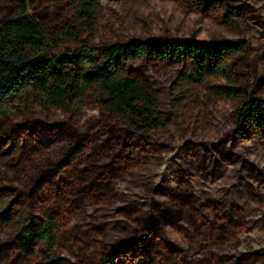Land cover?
<instances>
[{"label":"trees","instance_id":"16d2710c","mask_svg":"<svg viewBox=\"0 0 264 264\" xmlns=\"http://www.w3.org/2000/svg\"><path fill=\"white\" fill-rule=\"evenodd\" d=\"M101 1L0 0V170L12 177L0 175V229L13 231L0 243V264H81L52 251L64 237L69 207L109 197L112 190L99 195V187L141 170L160 134L174 129L184 138L205 96L231 106L235 150L264 147V84L252 80L247 41L152 38L97 44ZM196 1L205 12L219 8L225 25L246 23L245 11L224 0ZM46 5L66 8L71 16L45 13ZM163 76L172 78L167 114L156 89ZM89 104L102 117L81 133L73 123ZM37 108L58 112L63 123L25 121ZM15 117L21 120L13 124ZM94 134L109 136L98 158L88 143ZM57 142L54 153L47 152ZM250 167H232L242 176L240 184L251 174L262 177L259 168ZM252 187L242 184L240 191ZM169 197L174 209L167 206L166 214L155 209L156 216L141 223L133 239L119 243L99 264H196L184 257L187 242L173 237H191L185 219L200 229L195 215L204 223L214 218L203 213L206 206L198 198ZM217 207L228 215V206ZM227 235L218 237L219 244Z\"/></svg>","mask_w":264,"mask_h":264},{"label":"rangeland","instance_id":"374dc122","mask_svg":"<svg viewBox=\"0 0 264 264\" xmlns=\"http://www.w3.org/2000/svg\"><path fill=\"white\" fill-rule=\"evenodd\" d=\"M224 1L243 9L246 23L235 28L225 25L219 18V8L205 12L196 6V0H102L103 14L97 44L152 38L247 41L253 52L252 80L264 84V0ZM44 11L60 15L65 20L71 16L66 8L61 12L51 5H46ZM163 77L159 78L156 89L161 93L162 109L167 114L168 86L172 78ZM230 112L229 104L205 96L184 138L174 129L160 134L151 142L152 155L143 163L141 170L130 174L126 172L124 176L99 187V195L111 189L109 197L104 196L106 198L98 204L77 200L69 207L64 237L55 245L53 253L72 263L80 260L81 264H99L103 255L110 254L119 243L133 239L140 224L156 216L155 209L159 208L161 213L166 214L167 206L173 208L171 194L191 197V200L198 198L205 203L203 213H209L214 218L204 223L195 215L200 229L195 221L185 219V227L191 237L181 239L180 235H174V239L187 242L184 243L187 261L224 264L223 258L228 257L231 262L225 261V264H251L255 261L264 264V200L253 201L256 197L264 198V147L241 145L239 151L233 148ZM101 117L100 111L89 104L82 117L73 124L81 133H86L90 125L99 122ZM25 118L27 122L63 123L58 112H43L38 108ZM20 120L15 117L12 123ZM108 139L109 136L94 134L89 140L97 158ZM58 145V142L54 143L47 152L53 154ZM231 155L232 162H226ZM250 166L259 168L263 175L257 177L251 174L252 179L242 184H249L253 189L240 191L242 184L238 178L242 176L236 174L232 167L249 171ZM0 175L5 179L12 178L1 170ZM152 192L166 195L153 198ZM218 205L229 207L227 216L219 213ZM203 213L200 214L202 219L205 217ZM184 216L185 213L182 218ZM89 229H93V233ZM12 233L11 229H0V243L7 242ZM223 234H228L227 238L224 237L219 244L217 239H222Z\"/></svg>","mask_w":264,"mask_h":264}]
</instances>
